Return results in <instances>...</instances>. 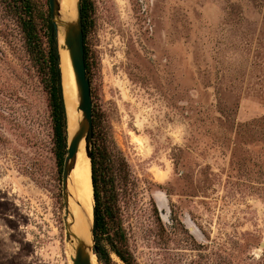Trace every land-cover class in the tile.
Returning a JSON list of instances; mask_svg holds the SVG:
<instances>
[{"label":"rangeland","instance_id":"1","mask_svg":"<svg viewBox=\"0 0 264 264\" xmlns=\"http://www.w3.org/2000/svg\"><path fill=\"white\" fill-rule=\"evenodd\" d=\"M93 2L92 130L128 165L137 263L264 264V0ZM42 78L0 7V264H73Z\"/></svg>","mask_w":264,"mask_h":264},{"label":"trees","instance_id":"2","mask_svg":"<svg viewBox=\"0 0 264 264\" xmlns=\"http://www.w3.org/2000/svg\"><path fill=\"white\" fill-rule=\"evenodd\" d=\"M83 30L86 73L91 72L87 35L93 27V0H79ZM48 3V0H47ZM0 7L16 17L26 40L27 50L43 72L42 87L47 95L56 163L60 167L67 154V121L56 32L50 12L36 24L32 0H0ZM49 8V7H48ZM91 181L94 198V254L100 264H113L112 256L122 264H138L129 249L120 206V193L129 186L128 165L120 152L109 143H96L92 130Z\"/></svg>","mask_w":264,"mask_h":264},{"label":"bare ground","instance_id":"3","mask_svg":"<svg viewBox=\"0 0 264 264\" xmlns=\"http://www.w3.org/2000/svg\"><path fill=\"white\" fill-rule=\"evenodd\" d=\"M60 14L55 18L56 38L59 55V68L65 105L67 136L75 134L82 121V113L78 109L79 92L74 72L69 58V52L64 44L65 26L76 20V4L78 0H57ZM84 159V160H83ZM85 161V163H84ZM64 189V207L62 220L65 224L67 253L69 260L75 257L78 246L84 242V251L90 257L91 264H99L93 253V207L94 198L91 181V163L86 157L84 142H81L73 161ZM88 174L86 172V167Z\"/></svg>","mask_w":264,"mask_h":264},{"label":"water","instance_id":"4","mask_svg":"<svg viewBox=\"0 0 264 264\" xmlns=\"http://www.w3.org/2000/svg\"><path fill=\"white\" fill-rule=\"evenodd\" d=\"M50 20L54 26L55 32L56 23L55 18L60 14V6L57 0H48ZM64 44L69 52L71 66L74 72L76 85L79 92L78 109L82 113V121L71 139L67 136V154L63 165V189H65V182L72 171L73 161L78 152L81 142H84L86 157L91 158V142H92V99L90 92V82L87 77L84 59V43L83 30L81 21L80 1L76 4V20L68 23L64 31ZM92 238H93V224H92ZM70 235H67L69 239ZM263 245V244H262ZM93 253L96 251L93 241ZM96 257V255L94 254ZM97 260V258H96ZM73 264H91L90 257L84 251V242L77 247L75 257L72 259Z\"/></svg>","mask_w":264,"mask_h":264}]
</instances>
